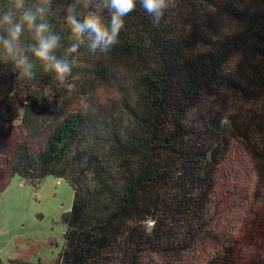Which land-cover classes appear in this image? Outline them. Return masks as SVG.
Returning a JSON list of instances; mask_svg holds the SVG:
<instances>
[{"label": "trees", "instance_id": "16d2710c", "mask_svg": "<svg viewBox=\"0 0 264 264\" xmlns=\"http://www.w3.org/2000/svg\"><path fill=\"white\" fill-rule=\"evenodd\" d=\"M70 2L52 17L65 46ZM118 40L65 80L91 69L113 101L0 65V194L69 185L54 264H264V0H173L159 24L137 3Z\"/></svg>", "mask_w": 264, "mask_h": 264}, {"label": "clouds", "instance_id": "9594fccd", "mask_svg": "<svg viewBox=\"0 0 264 264\" xmlns=\"http://www.w3.org/2000/svg\"><path fill=\"white\" fill-rule=\"evenodd\" d=\"M137 3L159 24L173 0H71L64 6L70 33L65 46L52 23L54 0H0V65L11 66L26 85L35 82L38 68L64 82L73 68L70 57H78L81 48L103 54L119 42L125 18ZM97 7L108 13L107 19Z\"/></svg>", "mask_w": 264, "mask_h": 264}, {"label": "rangeland", "instance_id": "374dc122", "mask_svg": "<svg viewBox=\"0 0 264 264\" xmlns=\"http://www.w3.org/2000/svg\"><path fill=\"white\" fill-rule=\"evenodd\" d=\"M83 78L74 79L71 83L60 82V86L77 93L89 90L94 93L93 100L97 102L113 101L109 89L95 86L90 90L87 86V81L94 80L91 69L85 71ZM75 81H80V84ZM50 97L55 100L54 96ZM75 98L80 109L90 107L87 96ZM7 105L15 121L19 109L12 101H7ZM72 199V191L63 180L46 177L34 187L17 177L12 178L0 194V264H11L13 261L54 264L64 244L62 216L70 211Z\"/></svg>", "mask_w": 264, "mask_h": 264}]
</instances>
